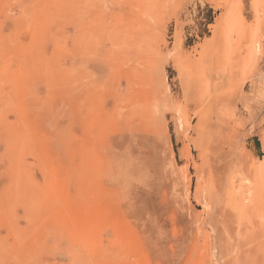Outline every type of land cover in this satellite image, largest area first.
Returning a JSON list of instances; mask_svg holds the SVG:
<instances>
[{
    "label": "rangeland",
    "instance_id": "1",
    "mask_svg": "<svg viewBox=\"0 0 264 264\" xmlns=\"http://www.w3.org/2000/svg\"><path fill=\"white\" fill-rule=\"evenodd\" d=\"M0 264H264V0H0Z\"/></svg>",
    "mask_w": 264,
    "mask_h": 264
},
{
    "label": "bare ground",
    "instance_id": "2",
    "mask_svg": "<svg viewBox=\"0 0 264 264\" xmlns=\"http://www.w3.org/2000/svg\"><path fill=\"white\" fill-rule=\"evenodd\" d=\"M260 226V224L257 226V228Z\"/></svg>",
    "mask_w": 264,
    "mask_h": 264
}]
</instances>
